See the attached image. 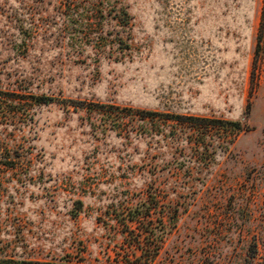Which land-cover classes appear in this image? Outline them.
I'll return each mask as SVG.
<instances>
[{"label":"rangeland","instance_id":"374dc122","mask_svg":"<svg viewBox=\"0 0 264 264\" xmlns=\"http://www.w3.org/2000/svg\"><path fill=\"white\" fill-rule=\"evenodd\" d=\"M254 244L264 264V0H0V264Z\"/></svg>","mask_w":264,"mask_h":264},{"label":"trees","instance_id":"16d2710c","mask_svg":"<svg viewBox=\"0 0 264 264\" xmlns=\"http://www.w3.org/2000/svg\"><path fill=\"white\" fill-rule=\"evenodd\" d=\"M34 100L38 103L43 102L42 97H34ZM146 114H154L153 112H148ZM204 121L207 119H203ZM218 122H222V121H218ZM230 125L233 127L234 130H241L243 125L239 122V121H232L229 122ZM222 125H224V122L221 123ZM257 247L256 244L253 245L252 249H250L248 255H246V257L243 258V262L242 264H253V261L256 259L257 257ZM200 264H214L211 261L208 260V258H205L204 260H202V262Z\"/></svg>","mask_w":264,"mask_h":264}]
</instances>
